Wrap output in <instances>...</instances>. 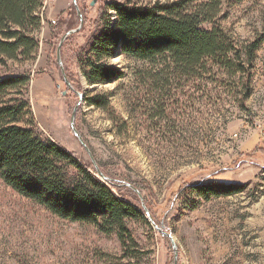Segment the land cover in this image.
Masks as SVG:
<instances>
[{
    "label": "rangeland",
    "instance_id": "1",
    "mask_svg": "<svg viewBox=\"0 0 264 264\" xmlns=\"http://www.w3.org/2000/svg\"><path fill=\"white\" fill-rule=\"evenodd\" d=\"M172 1L55 0L43 16L40 8L35 59L0 65V79L30 77L27 100L37 133L96 178L125 187L113 191L145 216L127 223L133 242L124 247L116 233L61 220L0 180V264H174L167 234L178 264H264V0H225L218 17L237 43L262 40L253 91L242 103L234 89L239 80L231 90L162 88L147 80L148 65L119 53L107 61L121 74L114 82L91 86L81 73L79 57L117 21L111 3ZM70 31L76 32L63 41ZM95 96L109 101L114 120L89 106ZM74 113L84 145L72 129ZM214 176L245 189L210 201L179 193Z\"/></svg>",
    "mask_w": 264,
    "mask_h": 264
},
{
    "label": "trees",
    "instance_id": "2",
    "mask_svg": "<svg viewBox=\"0 0 264 264\" xmlns=\"http://www.w3.org/2000/svg\"><path fill=\"white\" fill-rule=\"evenodd\" d=\"M224 1L175 0L148 6L111 3L108 7L117 16L114 27L105 25L79 57L87 84L105 85L118 79L119 70L107 61L119 53L148 65L147 80L162 88L199 89L213 84L231 90L239 80L234 89H239L237 96L244 102L253 91L252 71L262 40L241 45L222 28L218 17ZM41 6L42 0H0L1 66L35 59ZM204 23L215 26L206 31L201 28ZM29 85L27 75L0 79V180L61 220L93 226L105 235L116 233L126 247L133 242L127 223L145 219L143 211L113 191L122 193L125 187L96 178L73 154L37 133L27 100ZM88 104L115 119L105 97L89 98ZM244 189L214 176L179 193L192 192L210 201Z\"/></svg>",
    "mask_w": 264,
    "mask_h": 264
},
{
    "label": "water",
    "instance_id": "3",
    "mask_svg": "<svg viewBox=\"0 0 264 264\" xmlns=\"http://www.w3.org/2000/svg\"><path fill=\"white\" fill-rule=\"evenodd\" d=\"M75 4H76V0H74ZM78 13L80 14V11L78 9ZM80 18H82L81 14H80ZM76 31H70L68 32V34H66V36L63 38V41L70 36L71 34L75 33ZM58 61L59 63L61 62V47H59L58 49ZM74 117H75V113L73 115V119H72V129L74 131V133L77 135V137L79 138V140L81 141V143L84 145L82 138L80 137V135L78 134L77 130L75 129V125H74ZM102 178L104 180H108L107 178H105L104 176H102ZM130 188H132V186H129ZM134 189V188H133ZM135 190V189H134ZM138 193V191H136ZM149 215V213H147ZM168 238L170 239L172 246L174 248V252H175V263L174 264H178V256H177V247L175 245L174 239L171 235L167 234Z\"/></svg>",
    "mask_w": 264,
    "mask_h": 264
},
{
    "label": "built area",
    "instance_id": "4",
    "mask_svg": "<svg viewBox=\"0 0 264 264\" xmlns=\"http://www.w3.org/2000/svg\"><path fill=\"white\" fill-rule=\"evenodd\" d=\"M55 0H42V16L44 14V11L46 10L47 6L50 2H54Z\"/></svg>",
    "mask_w": 264,
    "mask_h": 264
}]
</instances>
